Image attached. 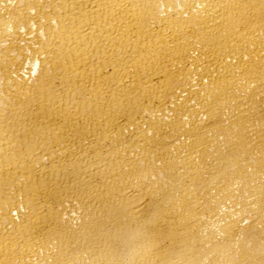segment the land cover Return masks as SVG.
I'll return each mask as SVG.
<instances>
[{
    "label": "bare ground",
    "instance_id": "obj_1",
    "mask_svg": "<svg viewBox=\"0 0 264 264\" xmlns=\"http://www.w3.org/2000/svg\"><path fill=\"white\" fill-rule=\"evenodd\" d=\"M0 264H264V0H0Z\"/></svg>",
    "mask_w": 264,
    "mask_h": 264
}]
</instances>
